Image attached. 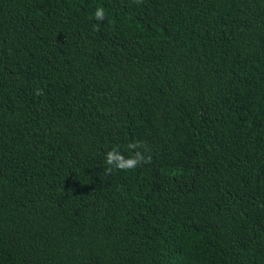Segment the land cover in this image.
Returning a JSON list of instances; mask_svg holds the SVG:
<instances>
[{"label": "trees", "instance_id": "16d2710c", "mask_svg": "<svg viewBox=\"0 0 264 264\" xmlns=\"http://www.w3.org/2000/svg\"><path fill=\"white\" fill-rule=\"evenodd\" d=\"M0 264H264V0H0Z\"/></svg>", "mask_w": 264, "mask_h": 264}, {"label": "clouds", "instance_id": "9594fccd", "mask_svg": "<svg viewBox=\"0 0 264 264\" xmlns=\"http://www.w3.org/2000/svg\"><path fill=\"white\" fill-rule=\"evenodd\" d=\"M94 15L97 21H103L105 19V10L102 7L97 8ZM94 27L98 28V25ZM140 149H143V151ZM128 150L131 154L127 157L118 147H114L106 153L105 163L108 165L105 169L106 173H111L113 169L124 171L132 170L140 164L148 162L145 158V152L148 151V149L147 145L143 142L136 141L129 144Z\"/></svg>", "mask_w": 264, "mask_h": 264}]
</instances>
